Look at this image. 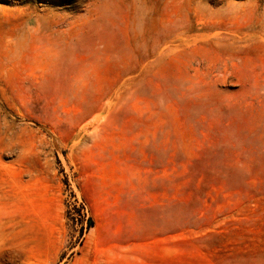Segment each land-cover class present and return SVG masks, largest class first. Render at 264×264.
<instances>
[{"label": "rangeland", "instance_id": "rangeland-1", "mask_svg": "<svg viewBox=\"0 0 264 264\" xmlns=\"http://www.w3.org/2000/svg\"><path fill=\"white\" fill-rule=\"evenodd\" d=\"M0 264H264V0H0Z\"/></svg>", "mask_w": 264, "mask_h": 264}, {"label": "crops", "instance_id": "crops-1", "mask_svg": "<svg viewBox=\"0 0 264 264\" xmlns=\"http://www.w3.org/2000/svg\"><path fill=\"white\" fill-rule=\"evenodd\" d=\"M15 225L13 221H4L0 216V240L7 236H15Z\"/></svg>", "mask_w": 264, "mask_h": 264}]
</instances>
